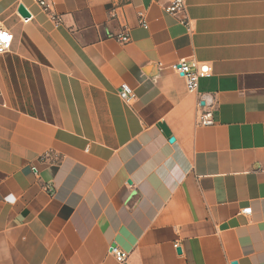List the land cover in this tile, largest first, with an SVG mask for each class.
Returning <instances> with one entry per match:
<instances>
[{
	"label": "crops",
	"instance_id": "0c3cea01",
	"mask_svg": "<svg viewBox=\"0 0 264 264\" xmlns=\"http://www.w3.org/2000/svg\"><path fill=\"white\" fill-rule=\"evenodd\" d=\"M45 1L0 0V264H264V0Z\"/></svg>",
	"mask_w": 264,
	"mask_h": 264
},
{
	"label": "built area",
	"instance_id": "2783aa9c",
	"mask_svg": "<svg viewBox=\"0 0 264 264\" xmlns=\"http://www.w3.org/2000/svg\"><path fill=\"white\" fill-rule=\"evenodd\" d=\"M38 7H40L43 11L49 10V5L45 0H33ZM186 1L187 0H171L170 4L165 8V12L172 16L183 15L184 18L180 20V23L185 27L189 28V21L187 20L186 14ZM52 20L58 24L59 20L56 17H52ZM24 21H27L24 20ZM139 23L143 28H147L146 21L142 14L139 15ZM116 41L121 44H127L130 41V38L127 34L118 35L116 37ZM12 43V35L5 30L0 29V54L5 53L10 50ZM199 66L196 62L184 63L178 62L173 63L169 66V69L179 75L185 82L186 89L188 93H198L199 87V78L202 75H206V73L199 72ZM119 98L125 103H129L132 99L131 91L126 86H121L118 90ZM198 107L202 109V106L198 103ZM198 125L201 126H212L214 125L213 113L211 111H202L198 116ZM241 213L245 216H249L251 214L250 208L242 209ZM177 247V246H175ZM111 254L114 255L116 261L119 263L124 262L126 255L120 252L116 248H111ZM232 264V263H231Z\"/></svg>",
	"mask_w": 264,
	"mask_h": 264
},
{
	"label": "water",
	"instance_id": "95a60500",
	"mask_svg": "<svg viewBox=\"0 0 264 264\" xmlns=\"http://www.w3.org/2000/svg\"><path fill=\"white\" fill-rule=\"evenodd\" d=\"M18 13L24 18V19H26V18H29V13L27 12V10L22 6V5H20L19 7H18ZM173 141V138H171L170 139V142H172ZM177 252L179 253L180 251H179V249L177 250ZM232 264H236V263H232Z\"/></svg>",
	"mask_w": 264,
	"mask_h": 264
}]
</instances>
